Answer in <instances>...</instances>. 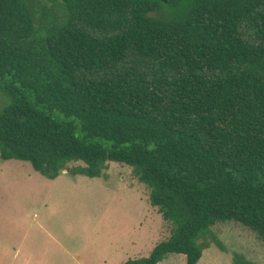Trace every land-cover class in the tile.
<instances>
[{"label": "trees", "instance_id": "obj_1", "mask_svg": "<svg viewBox=\"0 0 264 264\" xmlns=\"http://www.w3.org/2000/svg\"><path fill=\"white\" fill-rule=\"evenodd\" d=\"M42 1L0 0L1 157L132 167L173 227L126 264H198L217 222L264 240V0Z\"/></svg>", "mask_w": 264, "mask_h": 264}, {"label": "rangeland", "instance_id": "obj_2", "mask_svg": "<svg viewBox=\"0 0 264 264\" xmlns=\"http://www.w3.org/2000/svg\"><path fill=\"white\" fill-rule=\"evenodd\" d=\"M37 8L42 12L43 24H47L60 10L50 0L40 2ZM8 98L0 88V108ZM12 160L13 163H8L0 152V254L4 249H15L17 240L23 237L33 215L43 205L26 203L47 200L48 192L37 187L44 182L55 183L52 199L72 200L77 205L73 208L78 213L72 218V231L79 236L92 231L89 225L88 229L84 228L87 221L83 211L87 209L88 222L96 223L93 229L97 231L91 243L87 244L90 249L105 253L104 250L110 249L106 243L110 238L114 248L119 249V254L129 261L150 256L154 248L171 235L172 223L151 204L149 187L128 165L109 161L100 176L89 177L72 171L86 166L82 161H74L67 166L68 174L62 172L56 178H49L35 170L28 161L17 163L19 161ZM22 163L27 169L15 165ZM17 218L19 223L13 226ZM212 229L218 243L213 242L205 249L200 264H236L239 259L241 264H264V240L255 231L234 220L217 222ZM175 258L171 264H182L179 255ZM162 264H170V261Z\"/></svg>", "mask_w": 264, "mask_h": 264}, {"label": "crops", "instance_id": "obj_3", "mask_svg": "<svg viewBox=\"0 0 264 264\" xmlns=\"http://www.w3.org/2000/svg\"><path fill=\"white\" fill-rule=\"evenodd\" d=\"M7 161L8 163H13L12 159ZM17 161H19L17 163H21V160ZM15 165L27 169L25 168L24 163ZM63 172L64 174H68V170ZM37 187L42 191L48 192L45 196L47 200H32L26 203L34 206L39 204L43 205L38 213L33 215L23 237H21L19 241L17 240L15 249L8 251L7 249H4L1 252L0 263L122 264L123 262V264H125L128 261H126V257L124 258L119 254V249L114 248V242H111L110 238L106 241L110 249L104 250L105 253L103 250L90 249L87 247V244L89 245V243H91L93 236L97 234L95 233L97 232L96 229H93V226L96 223L92 220L88 222L89 213H87V209L85 208L83 211L84 217H86L85 221H87L84 228L88 229L89 225L92 228V231L87 232V230H83L87 233H81L79 236V234L77 235L72 231L74 228L72 226V218L78 213V211L73 210V208H77L75 202L72 200L68 202L52 199L51 197L55 188V183L49 184V182H44L43 184H38ZM86 203L89 202L86 201ZM95 206L97 207V203ZM97 219L98 218H96L95 221ZM18 223L19 220L17 218L16 223L12 225L16 226ZM175 255H179V260L182 264H187V257L182 254H171L159 264H162L167 260H169L171 264L176 259ZM221 258L222 257L220 256V259ZM202 259L198 264L201 263Z\"/></svg>", "mask_w": 264, "mask_h": 264}]
</instances>
